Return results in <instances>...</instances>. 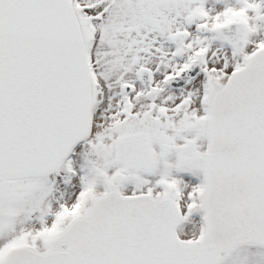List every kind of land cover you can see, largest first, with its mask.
Segmentation results:
<instances>
[{
  "label": "snow or ice",
  "instance_id": "6c2138e0",
  "mask_svg": "<svg viewBox=\"0 0 264 264\" xmlns=\"http://www.w3.org/2000/svg\"><path fill=\"white\" fill-rule=\"evenodd\" d=\"M0 264H264V0H0Z\"/></svg>",
  "mask_w": 264,
  "mask_h": 264
}]
</instances>
